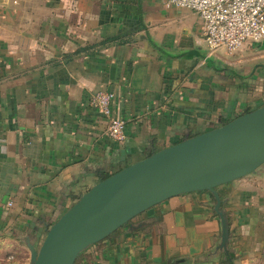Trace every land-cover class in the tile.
I'll return each instance as SVG.
<instances>
[{"label": "crops", "instance_id": "0c3cea01", "mask_svg": "<svg viewBox=\"0 0 264 264\" xmlns=\"http://www.w3.org/2000/svg\"><path fill=\"white\" fill-rule=\"evenodd\" d=\"M167 0H0V264L99 181L264 106V42L210 53L195 13ZM252 45L256 47L252 48ZM113 95L126 140L91 97ZM173 197L76 264H264V171Z\"/></svg>", "mask_w": 264, "mask_h": 264}, {"label": "water", "instance_id": "95a60500", "mask_svg": "<svg viewBox=\"0 0 264 264\" xmlns=\"http://www.w3.org/2000/svg\"><path fill=\"white\" fill-rule=\"evenodd\" d=\"M263 171L264 106L99 181L51 224L40 247L28 243L31 264H75L85 250L154 206L196 192L214 195L226 249L229 225L217 189Z\"/></svg>", "mask_w": 264, "mask_h": 264}, {"label": "built area", "instance_id": "2783aa9c", "mask_svg": "<svg viewBox=\"0 0 264 264\" xmlns=\"http://www.w3.org/2000/svg\"><path fill=\"white\" fill-rule=\"evenodd\" d=\"M166 5L198 15L210 53H236L248 44L264 41V0H167ZM112 103L113 95L105 91L95 93L90 100L107 120L109 138L123 143L127 124L113 116Z\"/></svg>", "mask_w": 264, "mask_h": 264}, {"label": "trees", "instance_id": "16d2710c", "mask_svg": "<svg viewBox=\"0 0 264 264\" xmlns=\"http://www.w3.org/2000/svg\"><path fill=\"white\" fill-rule=\"evenodd\" d=\"M263 42H264V41H263ZM263 42H262V43H263ZM262 47H264V46H262ZM85 251H86V250H85ZM85 251H84V252H85ZM81 254H82V253H81ZM81 254L79 255V257L81 256ZM79 257L77 258V260L79 259ZM77 260H76L75 264L77 263Z\"/></svg>", "mask_w": 264, "mask_h": 264}, {"label": "rangeland", "instance_id": "374dc122", "mask_svg": "<svg viewBox=\"0 0 264 264\" xmlns=\"http://www.w3.org/2000/svg\"><path fill=\"white\" fill-rule=\"evenodd\" d=\"M251 47L254 48V47H256V45H252Z\"/></svg>", "mask_w": 264, "mask_h": 264}]
</instances>
